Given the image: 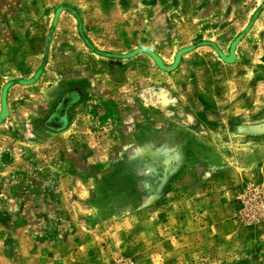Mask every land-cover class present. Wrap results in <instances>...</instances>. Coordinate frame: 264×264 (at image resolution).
<instances>
[{"label":"rangeland","instance_id":"obj_1","mask_svg":"<svg viewBox=\"0 0 264 264\" xmlns=\"http://www.w3.org/2000/svg\"><path fill=\"white\" fill-rule=\"evenodd\" d=\"M55 1L30 7L36 29L28 74L0 71V264H264V222L241 223L240 198L229 204L226 192L242 196L264 185V163L241 173L230 158L264 137L224 135L229 123L264 121V0H60L49 7ZM84 76L99 97L74 129L46 139L31 134L29 122L51 88ZM175 127L216 142L215 173L203 176L195 166L188 177L209 183L215 213L180 219L174 209L164 212L181 200L211 198L205 188L111 214L99 177L124 134Z\"/></svg>","mask_w":264,"mask_h":264},{"label":"flooded vegetation","instance_id":"obj_2","mask_svg":"<svg viewBox=\"0 0 264 264\" xmlns=\"http://www.w3.org/2000/svg\"><path fill=\"white\" fill-rule=\"evenodd\" d=\"M4 62L0 49V71L6 67ZM98 91L86 76L61 79L49 91L46 105L29 122V132L44 139L68 135L87 108L90 98L99 97ZM232 132L248 137L264 136V122L238 126ZM125 144L114 151L109 169L99 177V191L105 193L104 203L109 204L107 208L113 215H129L139 210L138 207L143 209L163 203L177 190L178 183L195 169L190 153L199 144L189 134L133 132L127 136ZM202 171L207 177L215 173L204 168ZM195 181L200 182L198 174Z\"/></svg>","mask_w":264,"mask_h":264},{"label":"crops","instance_id":"obj_3","mask_svg":"<svg viewBox=\"0 0 264 264\" xmlns=\"http://www.w3.org/2000/svg\"><path fill=\"white\" fill-rule=\"evenodd\" d=\"M36 0H0V49H1V57L5 60V68L3 71H5V74H28L29 71L27 69L25 70L24 59L28 55V53H33L34 50V30L36 29L33 26L32 20L33 19L30 14V7L34 4ZM51 1V0H50ZM56 3L50 4L49 7H55V4L59 3L60 0L55 1ZM67 3V2H64ZM63 4V3H62ZM68 7V11L70 6H64ZM67 10V9H65ZM118 59V58H117ZM158 59V58H156ZM159 60V59H158ZM160 65V64H159ZM34 74V73H32ZM30 74V75H32ZM35 76L36 75H32ZM36 82L29 83L28 86L36 85ZM38 83V82H37ZM31 84V85H30ZM98 87V85H96ZM99 88V87H98ZM10 90V89H9ZM101 90V89H100ZM6 93H8V89H5ZM8 96L6 94L4 101L8 99ZM165 108H167V105H165ZM261 122H255V123H229V126L231 129L241 126V127H247L251 125H256ZM122 127L117 129L120 131ZM164 133H173L175 135L181 134V131H178V128H169L166 130H163ZM231 135L230 138L233 140H243L248 139L249 137H243V135H237L233 133L231 130L224 133V135L228 134ZM183 134V133H182ZM188 134V133H185ZM129 135V134H124ZM190 137L198 141L199 145H195L192 149L193 152L190 153L191 156H193L194 164L196 166H202L205 169H209V166H211V163L213 162V158L216 155V150H219L216 148V142L213 143L211 140H209V136H200L198 134L190 133ZM123 137V136H122ZM127 138V137H126ZM253 138V137H250ZM258 138V137H254ZM210 141V142H209ZM234 142V141H233ZM232 143L228 144L231 145ZM125 142H123L120 147H123ZM246 147L244 151L240 150L242 153H236L233 156L231 155L230 158L238 164L239 166V172L241 173H249V172H255L258 171L259 165L261 163H264V144L260 143L259 145H255L251 143L250 145L244 144ZM119 148V147H118ZM230 151V150H229ZM218 152V151H217ZM214 163V162H213ZM212 163V164H213ZM226 164V163H225ZM230 163L227 162L226 165ZM230 168V167H229ZM188 176V175H187ZM207 188L206 192L213 193V196L207 197L205 199L196 200L195 198L192 199L191 202L187 203L185 200H181L180 204H177L175 208L166 207L164 209V212L168 213L170 210H173V214L177 216L178 218H183L184 214L194 215V214H201L203 212L206 217H208L211 213V216L213 213H215L214 204L216 203L215 193L213 190L209 191V183L208 182H199L187 178H184L182 182L178 183L176 189V192L183 193V192H190L194 193V197L198 195L199 192H204L203 190ZM232 187L229 188L226 192L229 194L230 200L228 203L230 204L232 200H234L237 196L238 200L242 193H237L235 191L232 192ZM175 192V193H176ZM199 197V196H198ZM234 198V199H233ZM172 198L168 199L166 198L163 203H167L171 201ZM191 199V198H190ZM220 203V202H219ZM181 204L183 206H181ZM197 216H193V219H196ZM204 216V215H203ZM191 217V216H190ZM201 221V220H199ZM212 224V222H210ZM203 229V228H201Z\"/></svg>","mask_w":264,"mask_h":264},{"label":"built area","instance_id":"obj_4","mask_svg":"<svg viewBox=\"0 0 264 264\" xmlns=\"http://www.w3.org/2000/svg\"><path fill=\"white\" fill-rule=\"evenodd\" d=\"M237 218L246 225L264 222V185L250 186L240 197Z\"/></svg>","mask_w":264,"mask_h":264},{"label":"water","instance_id":"obj_5","mask_svg":"<svg viewBox=\"0 0 264 264\" xmlns=\"http://www.w3.org/2000/svg\"><path fill=\"white\" fill-rule=\"evenodd\" d=\"M231 130V129H230ZM243 137H246V136H243ZM255 137H258L259 139L263 138L264 136H255ZM213 161H215V159H213Z\"/></svg>","mask_w":264,"mask_h":264}]
</instances>
